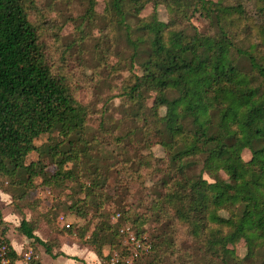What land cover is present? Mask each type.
I'll list each match as a JSON object with an SVG mask.
<instances>
[{"label": "trees", "instance_id": "1", "mask_svg": "<svg viewBox=\"0 0 264 264\" xmlns=\"http://www.w3.org/2000/svg\"><path fill=\"white\" fill-rule=\"evenodd\" d=\"M102 1L98 13V0H0V190L25 200L39 178L62 192L102 264L104 248L122 250L124 225L150 232L136 264H264V0ZM38 204L18 230L32 250L63 256L35 232L73 228Z\"/></svg>", "mask_w": 264, "mask_h": 264}, {"label": "rangeland", "instance_id": "2", "mask_svg": "<svg viewBox=\"0 0 264 264\" xmlns=\"http://www.w3.org/2000/svg\"><path fill=\"white\" fill-rule=\"evenodd\" d=\"M216 1V0H213ZM103 1L102 0H98L97 5H96V11L98 13H102L103 10ZM247 9L249 11L252 10L251 5H247ZM152 11L151 6H147L143 12H142V16H148ZM159 11V17L160 20L165 22L167 20V15L165 10L163 9V7H159L158 8ZM191 24L193 26H195L198 31H205L207 28V24L205 23V21L203 19H201L199 16L193 17L191 20ZM94 37L97 36V32H94ZM71 35H73V27L69 24H67L63 31L61 32V36L63 38H68ZM70 68L73 70L72 65L70 64ZM74 73V71L72 72ZM80 100L83 104H85L88 100V94L85 93L84 91L80 92ZM119 105V100L115 99L113 101V103H111L110 105V111L111 114L113 115L114 118H118L119 115L116 112L117 107ZM92 125L95 126L96 125V121L94 120L92 122ZM43 142H45V139L41 138L40 140L35 141V145L39 146L40 144H42ZM152 152L154 153L155 156L157 157H162L163 153L162 150L159 147H154L152 149ZM242 158L244 161H248L250 158V153L248 151H243L242 153ZM46 162V161H45ZM81 182H84L81 179ZM41 180L35 179L34 183H33V189H28L26 194L27 197L25 198V200H20L18 197L20 195L21 189H18V191H13V194L16 198V200L12 203V199L10 196H8L7 194L3 193L0 190V218L2 219V222H5V228L7 229L6 232V239L13 241L14 245L17 246V248L19 249V255L21 257V262L20 264H26L30 263L31 261H27L25 258L27 255H30L32 257V260H34L33 258L36 257L38 255V247H35V250H32L30 248V241H27V239L20 233V231L18 230V226L20 223V220L22 219V217H25L26 220H28L30 218V209L28 208V203L29 202H34L35 204H38V209L41 212H45L47 210H53L52 213V220H54V224L55 226L59 225H69L72 226V233H67L65 230L61 231V229L59 228H54L52 229V227H47L46 225H44V223H41L39 225V228L37 229L38 231V235L41 239H43L44 241H48L49 246L51 247L52 252H58V249L60 247V243L65 241L67 242L69 245H72L73 243H77L80 244L82 246L83 242H80L79 239L77 238V235L79 233V228L84 224L83 220H80L79 218L75 217L74 215H69V213L67 212V210L65 209V206H68V202L67 200L64 199V195L62 192L58 191V190H54V189H48V188H43L41 185ZM69 187H75V184L72 182H68L67 183ZM132 193V194H131ZM131 193H129V197L127 199V201L129 202H136V200L139 199V197H141V190L136 186H132V190ZM78 197H81L82 195H77ZM18 199V200H17ZM23 205V209H22V215L17 214L16 210H17V203ZM107 212L111 215L114 212V208L111 205H108L106 208ZM117 214V213H115ZM6 220V221H5ZM94 226V223L91 225ZM4 227V226H2ZM153 229V228H152ZM90 231V230H89ZM87 233V235H89V232ZM150 233V232H148ZM147 233V234H148ZM146 234V236H147ZM146 236H144L146 238ZM10 243V242H9ZM88 247V246H86ZM237 252L238 253H242V247L241 244H239L237 246ZM104 252L105 254H109V253H113V252H108L107 248H104ZM110 254V255H111ZM142 260H144L146 262V257H144ZM35 261V260H34ZM37 261V260H36ZM103 264H107V260H105V262Z\"/></svg>", "mask_w": 264, "mask_h": 264}, {"label": "built area", "instance_id": "3", "mask_svg": "<svg viewBox=\"0 0 264 264\" xmlns=\"http://www.w3.org/2000/svg\"><path fill=\"white\" fill-rule=\"evenodd\" d=\"M118 215L112 218V222H116ZM0 232H1V222H0ZM119 235L122 237V250L114 251L108 258L107 264H136L139 257L148 251L149 246L142 240L145 237L138 239L132 228L128 225L121 226L118 229ZM27 261H31L32 257L27 255L25 258ZM34 260L35 257L33 258ZM0 264H9L8 248L3 242V238L0 233ZM26 264H28L26 262Z\"/></svg>", "mask_w": 264, "mask_h": 264}, {"label": "crops", "instance_id": "4", "mask_svg": "<svg viewBox=\"0 0 264 264\" xmlns=\"http://www.w3.org/2000/svg\"><path fill=\"white\" fill-rule=\"evenodd\" d=\"M35 235L39 237L38 231L35 232ZM9 242L13 250L19 255V249L14 245L12 239L9 240ZM38 252L39 253L35 257V259L41 264H102L89 247L82 246L77 243L69 245L65 241L61 242L58 252L62 253L63 256H58L56 258H52L44 254V252L40 248L38 249ZM20 263L22 262L17 261L15 264Z\"/></svg>", "mask_w": 264, "mask_h": 264}]
</instances>
